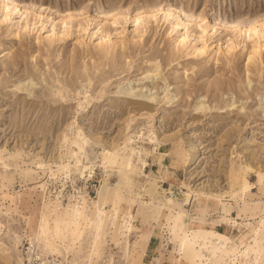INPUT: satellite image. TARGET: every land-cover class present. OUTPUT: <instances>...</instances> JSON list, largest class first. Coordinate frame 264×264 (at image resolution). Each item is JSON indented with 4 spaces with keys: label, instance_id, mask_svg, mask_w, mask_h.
I'll return each instance as SVG.
<instances>
[{
    "label": "rangeland",
    "instance_id": "1",
    "mask_svg": "<svg viewBox=\"0 0 264 264\" xmlns=\"http://www.w3.org/2000/svg\"><path fill=\"white\" fill-rule=\"evenodd\" d=\"M6 1L0 242L9 264L40 210L52 236L59 220L66 243L77 229L68 264H160L165 252L185 262L173 200L193 209L198 189L219 198L220 215L188 225H209L236 247L250 237L242 264H264V224L258 232L260 218L234 217L251 202L246 192L264 199V0ZM96 200L107 214L98 233ZM154 231L161 245L142 260ZM36 245L51 254L43 238ZM216 254L207 262L230 253Z\"/></svg>",
    "mask_w": 264,
    "mask_h": 264
},
{
    "label": "bare ground",
    "instance_id": "2",
    "mask_svg": "<svg viewBox=\"0 0 264 264\" xmlns=\"http://www.w3.org/2000/svg\"><path fill=\"white\" fill-rule=\"evenodd\" d=\"M3 1H5L6 4H10L9 1H6V0H3ZM13 5L18 7L17 4H13ZM165 10L171 12V10L168 7H166ZM186 37H187L186 33H183L180 36V38L178 39V41L183 42L186 39ZM106 40L109 41V39H106ZM198 50H201V49H198ZM123 181L127 185L128 193H131V190H132L133 185H134V179L130 176H126ZM101 191H102V193H104V191H105L106 194H110L111 195L110 198L112 201V196L114 195V193H112L111 189H109L108 185L104 182L101 185ZM194 192H195L194 194L196 195L195 199L199 200V205L195 206L193 209L205 210L207 206H209V205L212 206V205L216 204V200L217 201L219 200V198L214 196V195H213L214 197H211L212 193L209 191H207V192L201 191V190L199 191V189H198V191H194ZM252 196H253V198H252ZM245 197L247 200L250 197L251 202L249 201V202L242 203L241 206H239V208L235 210L234 217L235 218H241L243 215L244 218L249 219V220H253L257 217L260 218V224L257 228V231L259 232L261 226L264 224V222H263L264 221L263 220L264 219V199L255 198L254 195H252L251 193H248V192H246ZM167 199L169 201H171L170 198H167ZM186 200H187V197H186L184 203L186 202ZM210 201H212V202H210ZM149 203H150V207L156 206V204H154V202H152L151 200L149 201ZM101 204H102L101 200H96V202H95L96 215H95L94 219H95V223H96L97 233L101 230L103 224L105 223V219H106V215H107L105 210L102 207H100ZM173 204L178 207V213L174 216L173 220H174V226L178 230L176 236L180 238L179 249H180V252L185 255L186 259H188L189 264H195L196 262H201V260H204L203 264H209V263L210 264H216V261L214 259H208V262H207L205 252H207V253L215 252V253H217L216 254L217 257H220V256L222 257L228 253L232 254L233 251L237 248L236 247V245H237L236 241H230V240L228 241L227 239H225L221 236H215L212 234V232L209 230L208 227L199 228L197 226H192V225L189 226L188 222H187V213L188 212L186 209L181 208L182 203L180 201L173 200ZM219 204L225 210L227 209V206L225 205V203L223 201H220ZM112 205H115V202H113ZM55 207L57 208L56 205L54 206V208ZM213 208H215V206H213ZM159 212L160 211H158V212L155 211V213H159ZM44 217H45V214L43 213L42 210H40L36 214L35 218H32V216H27V218H26V221H25L26 231H25V233H26L27 239L30 240V241H28L30 245L28 246V251H27L26 256L32 257L35 255V257L38 258L40 261H47V260L53 259V260H56L58 262L57 264H63V262L61 263V261L58 259V256H61V258H63L62 260L64 261V264H68V255H69V249H70L69 247L72 243H75V241H76L75 239H76L77 229H75V231L73 232V235H72L70 241L66 243L63 233L65 231H67V229H68V227L66 225L67 223L63 220H59L56 228L53 230V236H52L49 233L50 229H49V226L47 225L49 222H46ZM156 217H157V215H156ZM50 220H52V219H50ZM43 222H46V223L43 224ZM258 232L256 234H258ZM207 234L209 236L210 235L215 236L218 240L224 241V244L216 250L217 252L215 251V248L211 244L208 245L209 247L206 246L207 244L205 242V239H203V238ZM55 236L61 237V242H57V240L55 239ZM40 237L43 238L45 245L50 246V250H51L50 255H44L40 251L38 245H36V243H38V240ZM201 239H203V241H201ZM253 239H254V237L252 238V240ZM250 241H251V239L249 237L244 242V244H242L241 251L239 252V254L237 253L238 256L236 255L237 256L236 258L240 263L241 262L243 263L244 260L246 259V257L248 256V247H249V243H251ZM0 252H2L3 255H5V258H2L0 256V260L4 264H9L11 257H8L6 247L1 242H0ZM231 258H234V257H231ZM91 261H93V260H91ZM173 262L176 263L175 258H174ZM15 264H25L24 263V255L21 253V248L19 250V256L17 257V262H15Z\"/></svg>",
    "mask_w": 264,
    "mask_h": 264
},
{
    "label": "crops",
    "instance_id": "3",
    "mask_svg": "<svg viewBox=\"0 0 264 264\" xmlns=\"http://www.w3.org/2000/svg\"><path fill=\"white\" fill-rule=\"evenodd\" d=\"M192 204H193V201H192ZM213 206H207L206 207V209L205 210H199V209H189L188 207L186 208L187 209V215H188V218H187V222H188V220H192V219H194V217H196L197 219L198 218H201V219H203V220H205L206 222H209V220H210V218H212V217H218L219 215H220V213L218 212L219 211V205L217 204L216 205V208H212ZM154 213V212H153ZM155 214V216H154V219H155V222H154V225H155V223H156V213H154ZM211 215H213V216H211ZM161 221H162V223L164 224L165 223V219H161ZM163 224H161V225H163ZM219 227L220 226H218V229H219ZM159 229H161L160 230V232H161V240H162V238L164 237V235H166V232H164L163 233V231H165V229H166V227L163 225L162 227H158ZM158 228H156V230H158ZM208 228H209V225H208ZM219 230H221V229H219ZM156 232H158L159 233V231H154V233L153 234H151V236H150V240H149V242L147 243V245H146V251H145V254H143V256H142V260L145 258L146 259V257H151V256H153V255H155L156 254V247H159L160 245H161V243H160V245L159 246H156L155 245V241H157V239H158V237L156 236ZM168 233V232H167ZM214 235V234H213ZM166 237V236H165ZM171 237V236H170ZM203 239H205V242H206V246L207 247H209L208 245H212V246H214L212 243H211V241H209V240H215L216 239V237L215 236H209L208 234L207 235H205V237L203 238ZM203 239H201V241H203ZM248 239V238H247ZM246 239V240H247ZM209 242H210V244H209ZM243 243V242H242ZM242 243L241 244H239L238 245V247L233 251V253L232 254H229V255H226V256H224V260H222V262L221 263H219V264H232L233 262H236L237 264H242V262L240 263L238 260H237V256H238V254H239V252L241 251V249H242ZM244 244V243H243ZM207 255H210L211 253H207V252H205ZM238 253V254H237ZM167 255V252H165L164 254H163V257L161 258V261H160V264H170V263H168L167 261H166V258L168 257H166L165 258V256ZM235 255V256H234ZM237 255V256H236ZM182 256L184 257V259H185V262L184 261H182V260H180L179 262H177L176 261V263L175 264H189V262H188V259H186V257H185V255L182 253ZM231 257H234V258H231ZM203 262H204V260H201V262H196L195 264H203ZM232 262V263H231ZM236 263H234V264H236ZM210 264V263H209Z\"/></svg>",
    "mask_w": 264,
    "mask_h": 264
},
{
    "label": "built area",
    "instance_id": "4",
    "mask_svg": "<svg viewBox=\"0 0 264 264\" xmlns=\"http://www.w3.org/2000/svg\"><path fill=\"white\" fill-rule=\"evenodd\" d=\"M29 242L27 240H24V243L21 245V253L24 255V263L25 264H57L58 262L56 260L50 259L47 261H40L38 258L34 256H26L28 251Z\"/></svg>",
    "mask_w": 264,
    "mask_h": 264
}]
</instances>
